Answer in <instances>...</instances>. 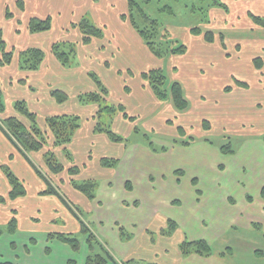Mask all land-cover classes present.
I'll return each mask as SVG.
<instances>
[{
    "label": "rangeland",
    "instance_id": "obj_1",
    "mask_svg": "<svg viewBox=\"0 0 264 264\" xmlns=\"http://www.w3.org/2000/svg\"><path fill=\"white\" fill-rule=\"evenodd\" d=\"M61 1L62 7L54 13L50 30L39 36L41 48L47 51L51 42L55 41L61 43V50L64 52H70L73 48L74 53L69 61L71 69L68 71H72L73 67H92L91 74L105 78L102 58L110 56L111 48L107 46L104 50H98L99 43L95 39L89 45L77 43L80 33L73 25L81 17H85L92 24L105 29L107 39L109 29H117L119 26L116 24L117 20L110 17L119 10H124L123 0H98L95 4L87 0ZM220 1L228 5V12L207 6L213 0H149L145 11L161 24L155 39L156 49L165 54L167 46L176 48L183 44L186 47L185 53L161 58L150 57L127 39V46L130 47L127 48L128 51L114 52L113 59L109 60L110 67H134L136 76L138 67H161L168 86L174 80L181 83L188 102L186 110H175L169 98L160 101L149 94L138 96L135 85L141 80L134 77L126 82L132 90L126 96L121 94L119 82L111 85L113 80H108L106 84H110V91L100 105L122 104L125 111L135 117L128 120L116 116L118 112L114 115L102 112L98 120L124 138L123 143L128 149L136 150V153H132L138 167L142 168L138 176L151 181V188L154 190L149 192V197L144 198L156 201L161 212L160 218L166 215L176 217L180 222L179 231L186 239L195 236L210 243L212 256L202 264H220L215 253L225 246L235 251L231 258L235 264H264V203L261 202L263 198L260 195L264 185V27L252 23L247 16L248 12L264 16V0ZM108 2L113 5L107 7ZM15 8L16 6H6L3 9L0 5V18L3 10L5 14L7 10L16 14L19 8ZM163 8L165 10H161ZM127 12L128 10L125 13ZM132 15L137 22L142 21L135 12ZM205 15L210 20L207 24L203 22L207 20ZM192 26H197L201 32L212 31L213 42H206L203 32L199 35L191 34L189 31ZM220 33L224 35V47L219 39ZM257 57L262 60L261 69H256L253 65V60ZM75 72L78 77L74 87H66L64 74V77L59 75L54 78L50 85V88L65 90L69 96L62 104L63 109L67 107L79 110L74 115L80 117L81 130L79 138H75L68 146L71 158H67L65 152H62V157L56 149L58 147L51 146L53 138L49 131H46L47 145L43 150L52 149L56 152V158L64 165V174L69 173L71 164L78 165L79 170L82 163L86 164V168L77 177V174L73 175L72 179L76 184H82L91 176V180L96 182L95 194L101 202L97 204L99 217L113 213L119 221L117 229L121 240L126 242L132 239L133 247L129 258L134 259L130 264H172L175 240L181 234L172 232L169 236H163L156 230L160 218L148 215L151 212L148 210L149 200H142L139 208L127 202L128 206L125 204L123 210L110 204L115 198L108 196V191L102 187L107 174L105 170H100L98 159L102 156L115 157L117 149L101 140L93 141V136L87 134L88 123L91 120L95 123L97 120L93 118L95 110L87 105L95 103L75 102V97L77 93L97 91V87L87 77L84 78L79 73L80 70ZM233 77L245 81L249 87L235 86ZM226 86H231V90L223 91ZM62 105L49 96L42 97L41 105L36 111L39 126L43 128L41 120L50 116L48 114H60ZM95 106L98 108L97 104ZM14 114L25 124L28 123L17 112ZM4 117L7 116L1 113L0 119ZM204 119L209 122L208 130L201 126ZM179 125L184 129L183 135L177 132ZM0 137L3 138H0V194L7 195V168L25 181L28 191L24 201H5L0 205V262L68 264L73 261L75 264H85L90 253L106 256L107 251L112 256L117 254V249H111V244H106L104 238L105 241L98 238V242L106 251H102L97 242H93V250H90L78 221L61 200L64 206L59 207V216H55L54 221H49L46 215L54 204L33 195L40 188L44 187L46 190V183L1 132ZM184 140L187 142H183ZM78 141L80 142L77 143ZM43 150L37 153L41 154ZM27 156L49 178L59 193L65 194L67 199L62 196L72 210L75 213V210H80L79 218L89 230L92 233L98 232L94 221V215L98 213H93L91 209L94 201L87 204L80 198H84L80 193L71 195L66 191V186L57 180L59 174L48 171L43 155L31 152ZM143 172H146V178H143ZM113 188L119 189L115 183ZM121 193L122 191L115 190L114 196L120 197ZM229 196L232 199L226 202ZM45 197L53 198L55 195ZM123 198L134 201L128 199V195ZM166 199L177 201L166 206L163 201ZM54 200L56 199L53 198ZM37 209L41 212L39 216L36 214ZM17 212L21 229L14 234L8 231V222L13 215L17 219ZM34 212L35 216L31 215ZM30 216L40 219H35L33 229L27 232L32 226ZM248 217L256 220L250 228L241 224L227 228L231 220L237 219L240 220L239 223H243ZM140 218L149 219L147 232L145 230L141 235ZM128 220H137L132 221L136 225L125 223ZM58 233H71L79 242L78 249L75 250L56 238H49V234ZM28 234L33 237V243H29ZM119 248H123L122 243ZM24 249L28 250L29 255L25 254ZM115 258L117 262H121L122 258L116 255ZM107 264L114 263L108 261Z\"/></svg>",
    "mask_w": 264,
    "mask_h": 264
},
{
    "label": "crops",
    "instance_id": "obj_2",
    "mask_svg": "<svg viewBox=\"0 0 264 264\" xmlns=\"http://www.w3.org/2000/svg\"><path fill=\"white\" fill-rule=\"evenodd\" d=\"M23 1V9H19L18 10V6L16 4L17 0H0V5L3 7V9H5V7L7 6L8 8H10V6L14 7L16 6V11L17 13L14 14L13 12L12 15L10 17H7L5 14V10H3V14L1 15L0 18V28L2 27V31H3V36H4V40L6 43V46L8 49H12L13 50V57L12 60L9 64L7 65H0V86H1V90H2V97H3V101H4V112L2 113L4 116H9V115H15L14 112L15 109L13 107V104L15 101L17 100H24L26 105L28 106L29 110H31L32 112L37 111V108L39 105H41V101H42V97L49 96L51 97L57 104H64L68 99L62 103H58L55 98L51 95V90L53 88H50V85L53 81L54 78L59 77V75H65V80H66V87H74L76 85V80L78 77V74L75 72V70H80L79 73L83 74L84 78H88L89 80H92L91 76H90V72L92 67H73L74 69H72V71H68L69 69H71L70 64L68 65H63L58 59L57 57L54 55V53L52 52V45L55 42H51L50 46H49V50L45 51L43 50L41 47L40 42H38L39 40V36L41 34H43L44 32H35V33H31L28 31L27 29V22L28 19L32 16H36L39 18H44L47 16L51 17V21H52V17L54 15V13H57L58 10H60V8L62 7L61 4H63V1L61 0H22ZM74 1V0H73ZM77 1V0H76ZM90 1L91 3L95 4V2H97L98 0H87ZM105 1V0H103ZM108 1H112L113 0H108ZM124 5V10H119L116 14L112 15L110 18L117 20L116 24L119 25L118 28H114V29H109L108 32V37L106 39V35H105V29L103 30V36L101 38H92L88 43H83L81 41L82 38V34L80 33V31L78 30V32L80 33V38L77 41V43L79 42L82 45H89L91 42L94 41V39L97 41V43H99L98 50L99 49H106L107 46L110 47L111 49L109 50L110 52V56L106 57V58H102L103 61V65L105 67H102L103 72L106 74V76H104L105 78H98L101 83L106 87L107 89V93H109L110 91V87L108 84V80L111 82L113 80V84L111 85H116V81L119 82L118 84V88L121 90V94L122 95H130L132 93V90L130 88V86L128 84H126V82L128 83L129 79H133L134 77H139V79L141 80L139 84L135 85V90H138V96H140L141 94H149L150 96H154L153 92L151 91L150 87L148 86L147 82L141 78V74L149 69H152L151 67H149L147 69V67H135L138 69L137 71V76L135 74L134 71V67H110V62L109 60L113 59L114 56V52H120L122 50L128 51L127 45L130 42H134L137 47L140 48L141 51L145 52L148 56H154L152 54V52L150 51V49L148 48V46L144 43L143 39L140 37V35L134 30V28L130 25V22L128 21V19H124L121 16L123 14H126L125 12L128 10V6H127V0H123ZM111 5H113L111 2L107 3V7H110ZM82 18V17H81ZM108 23V22H107ZM103 25H105V22L103 23ZM50 30V29H49ZM190 32V31H189ZM129 41H128V40ZM127 40V42H126ZM28 48H39L43 51L44 53V58L42 60V62L40 63V65L35 69V70H25L23 68H21L20 66V59H19V53L22 50H26ZM126 49V50H125ZM83 69V70H82ZM147 69V70H146ZM84 73H83V72ZM61 76V77H64ZM109 82V83H110ZM94 83V82H93ZM107 83V84H106ZM95 85V83H94ZM92 89V88H91ZM94 89V86H93ZM65 92V90H63ZM184 92V90H183ZM16 94H18L17 96H15ZM81 93H77L76 97H75V102H79L78 96ZM24 95V96H22ZM44 95V96H43ZM184 96H185V92H184ZM107 97V95H106ZM155 97V96H154ZM156 98V97H155ZM87 106H92L91 108H93L96 112V108L97 106H95V104H88ZM96 107V108H95ZM74 111V112H73ZM79 110H72L69 109L67 107H65L63 109V105L60 108V114H68V115H74L75 113H77ZM5 112H7V115H5ZM127 112V111H126ZM60 114H48L50 116L53 115H60ZM94 115V113H92ZM128 115L133 116L131 114H129L127 112ZM37 115V114H36ZM116 116H119L120 118H124L122 113L118 112ZM48 116H45L43 118V120H41V125H42V129H44L45 131H48L46 129V124H45V118ZM135 117V116H133ZM38 123V122H37ZM94 121L91 120L90 123H88V127H87V134L93 136L91 138V140L95 141V140H101L102 142H104V144L107 145H111V146H115L117 151L115 154L116 156L113 158H117L119 161L118 163L114 166V167H104L100 164V159L102 157H106V156H102L101 158L99 157V168H101L100 170H105V174L106 177L104 178V182L102 184V187H104V189L106 191H108V196L110 197H114L115 200L111 201V205H116V207H119L120 210H123L126 205L128 206V203L130 204H134V207L139 208L140 205L142 204L141 201L142 200H149L148 202V210L151 211L148 215H151V217L153 216V218H160V210L157 207L156 201L153 199H146L145 197H149L151 195V193L149 194V192H153V188H151V181L147 180V179H140V177L138 176V174L142 171V168L138 167V164L136 163V159H135V155L132 153V151H134V153H136V150H131L128 149L127 146L122 142H113L111 141L107 135L105 133H100V132H95L94 131ZM39 125V124H38ZM81 130V127L77 129V131L74 133V137L72 138L71 142L67 145V149L68 146H70L75 138H79V132ZM2 134V133H1ZM2 138V137H0ZM97 138V139H96ZM3 139V138H2ZM6 139V138H5ZM90 141V140H89ZM80 141H78L77 143H79ZM88 142V141H87ZM52 144V143H51ZM52 146V145H51ZM45 147V146H44ZM57 151L59 153H61L62 157L64 153L63 151V147H58L56 148ZM45 151V150H43ZM40 152V151H39ZM38 152V153H39ZM35 155H40L42 156L43 153L38 154L37 152H32ZM56 153V152H55ZM20 154V153H19ZM8 156V154H7ZM21 156V155H20ZM12 157V155L10 156V158ZM14 157V156H13ZM22 157V156H21ZM65 157V156H64ZM17 158V157H16ZM15 159V158H13ZM70 163V162H68ZM77 166L76 164H71L69 165V167L71 166ZM79 168V167H78ZM86 168V164L82 163L81 164V169L79 170V173L81 172V170ZM78 174L76 175V177L78 176ZM146 172H143L142 176L143 178H146ZM6 180H7V195L2 194V196L6 197V202H10V201H15L16 200H25L24 198H26L28 191H27V187H26V183L23 179L19 178L22 181V184L25 188V195L23 196H19L16 197L15 199H10L8 197V193L11 189L9 181L7 179V176L5 174ZM71 175H69V173L64 174L62 172L59 173V178L57 179L58 181L62 182L64 186H66V191H69L71 193V195L73 194H77L80 193L83 197H80L82 200H85V202L87 204H92V202L94 201V205L91 206V209H93V213H98L94 216H96L94 218V221L97 223V227H98V232L93 233L94 236L97 238V240H99L98 238L104 240L106 242V244H108L107 242H109L111 244V249H117L116 253V257H120L122 258L121 261H125V260H130L132 261L134 258L130 257L129 255L130 250L133 247V242L132 239L124 242L121 240L119 233H118V229L117 226L119 225V221L117 219H115L116 217L114 216V214L112 213H108L105 217H99V212L97 211V208L99 206H97V204L101 203L100 200L96 197L95 194V198L90 200L88 199L84 194H82L80 191L76 190L72 184H71V180H72ZM92 177L89 176L87 180H91ZM120 179V180H119ZM114 183L118 186L119 189H115L113 188ZM129 183V186L127 185ZM147 186V188H146ZM264 186V185H263ZM115 190L118 191H122L120 197H116L115 195ZM43 191H45V188H40L36 191L33 192L34 196H40V199H44V200H48L49 203L54 204L53 206H51V210L49 211V213L46 215V217H49V221H54V217H58L59 215L57 213L58 209H60V206H64L63 203L60 201V199H58L56 196L53 198H49V197H45V196H54V195H50V194H46ZM138 191H144V192H138ZM120 193V192H119ZM1 195V194H0ZM63 195V194H62ZM127 195L129 196L128 199H133L132 200H126L123 197H127ZM260 195H261V191H260ZM66 199L67 197L65 196V194L63 195ZM262 197V196H261ZM231 197H227L226 202H230L231 201ZM263 201H261L262 203H264V199H262ZM166 202V206L167 204H174L175 201H177V199H166L163 200ZM5 202V203H6ZM128 202V203H127ZM73 203V202H72ZM74 204V203H73ZM126 204V205H125ZM2 205V203L0 204ZM95 206V207H94ZM14 210V209H13ZM76 214L78 216L81 217L80 214V210H75ZM40 209L36 210V214L37 216H39L40 214ZM72 213V212H71ZM18 212L16 214L17 219L15 217V215H13L16 219V231L14 232V234L17 233L18 230H20L21 228H19L20 223H19V216H18ZM35 216V212L34 214H31ZM12 216V217H13ZM30 221L32 223V226H30V229L27 230V232H31V229H33L34 227V223H35V219L39 220L40 218H34L33 216H30ZM152 219V218H150ZM158 219V218H157ZM255 218L251 219V218H245L243 223H239L240 220L237 219H233L231 220V222L229 224H227V228H233L235 227L234 224H236L237 226L239 224L243 225V227L246 228H250L251 225H254L256 220H254ZM78 221V219H76ZM139 221H141V227L140 228V234L147 232V225H148V220L147 219H138ZM167 220H171L175 223L176 225V229L174 230V233H180V237L175 240V247H174V256L173 259L171 261L172 264H202L207 258H209L210 256L204 257L201 255H198L196 253H190L187 255H183L179 249V243L186 239L182 233L179 231V221L178 218L173 217V216H167L166 217H161L160 221L158 222L159 224L157 225V231H160V228L164 227L166 225V221ZM235 220V221H234ZM131 221V222H129ZM132 221H137V220H128L125 223H129L131 225H136V222H132ZM79 223V221H78ZM80 226V225H79ZM160 233V232H159ZM264 234V233H263ZM29 235V243H33V237H31V234ZM50 238V237H49ZM104 238V239H103ZM188 241H197V240H202L201 237H187ZM53 239V238H51ZM153 241V240H152ZM132 242V243H131ZM208 242V241H207ZM121 243L123 244V248L120 249L119 246L121 245ZM209 243V242H208ZM210 244V243H209ZM109 245V244H108ZM211 246V245H210ZM13 247V245H12ZM211 251H212V247H211ZM24 252L26 255H29V252L27 249H24ZM258 253V252H257ZM217 255V260L219 261L220 264H235L232 262L231 258H233V255H235V251L230 248L229 246H225L224 248H221V250L217 251L215 253ZM255 254V251H254ZM114 259L117 261V259ZM212 256V253H211ZM230 258V259H229Z\"/></svg>",
    "mask_w": 264,
    "mask_h": 264
},
{
    "label": "trees",
    "instance_id": "obj_3",
    "mask_svg": "<svg viewBox=\"0 0 264 264\" xmlns=\"http://www.w3.org/2000/svg\"><path fill=\"white\" fill-rule=\"evenodd\" d=\"M248 1V0H246ZM144 4L141 5V3ZM149 0H127L128 12L123 14L121 17L128 19L130 25L134 30L140 35L143 41L146 43L150 51L157 58H161L169 55H181L185 53V45L180 44L176 48L166 49V53L160 52L156 49L157 43L155 39L158 37L159 30L161 28L160 22L151 17L145 10ZM19 9H23V1L17 0L16 2ZM209 7L220 8L225 13L228 12V5L224 1L213 0L212 3L208 4ZM169 8V7H168ZM170 9V8H169ZM161 10H165L164 8ZM207 10V9H206ZM132 12H135L140 16L142 21H136ZM12 14L7 10L6 16L10 17ZM247 16L252 23L258 25L259 27H264V16L248 12ZM207 20L203 21L204 23H209L210 20L208 15H205ZM82 34L81 41L83 43H88L92 38H101L103 36V30L101 27H98L92 24L87 18L82 17L78 23L73 25ZM51 28V17L47 16L44 18H39L32 16L28 19L27 29L31 33L35 32H44ZM203 32V31H202ZM197 26L190 27V33L194 35H199L202 33ZM204 40L208 43H212L214 39V34L212 31L207 30L203 32ZM219 39L222 47H224V35L219 34ZM168 43V42H167ZM61 43L56 42L52 45L51 49L57 59L63 64L68 65L70 57L74 53V49H70V52H64L61 50ZM164 44V43H163ZM13 57V50L8 49L4 40L2 28H0V65H7L11 62ZM44 58V53L39 48H28L22 50L19 53L20 66L25 70H35ZM253 65L256 69H261L262 60L260 57H257L253 60ZM93 82L97 87V91H90L82 93L78 96L80 102L90 103L93 102L98 105L96 114L93 118H96L94 124V131L105 133L107 137L113 142H123L124 138L119 136L116 132L110 129L109 125L102 124L98 119L102 115V112H105L109 115L116 114L117 112L122 113L123 117L132 120L134 117L127 114L125 108L122 104L113 105V106H101L100 103L105 99L107 93L106 87L101 83V81L94 74H90ZM141 78L144 79L154 96L157 100L165 101L170 99L175 110L182 112L187 109L188 102L184 96V92L181 86V83L177 80L171 82L168 86L163 69L152 68L141 74ZM234 80L235 86L239 88H247L249 85L240 79L232 78ZM231 90V86H226L223 88V91L227 92ZM51 95L55 98L58 103H62L68 99L66 92L59 89H52ZM13 107L15 111L21 115L27 124H25L17 115H10L0 119V132L12 143V145L17 149V151L30 163L36 174L43 179L46 183L47 189L43 191L46 194H53L57 196L73 213L76 219L79 221L80 231L83 235L86 236L87 244L90 250H93V242H97L101 247L102 251H106L105 248L98 242L94 234L89 230L85 223L79 218V216L72 210V207L67 203L65 198L59 193V191L51 184L49 178L39 171L36 166L28 158V153L42 151L44 146L47 145L46 131L42 129L37 123V115L35 112L29 110L24 100H17L14 102ZM4 101L2 97V90L0 86V114L4 112ZM78 115H68L60 114L48 116L45 118L46 129L52 134V146L53 147H63V151L66 154L67 158H71V153L67 149V145L71 142L75 131L79 128L80 123ZM203 129L208 130L210 128L209 122L204 119L201 122ZM177 132L180 135L184 134V129L180 125L177 126ZM187 142V141H183ZM45 166L48 168V171L53 174H59L64 170V165L56 158V154L52 149L45 150L43 152ZM117 158L113 157H102L100 159V164L104 167H114L118 163ZM69 175L73 176L79 173V168L75 165L69 167ZM7 179L10 184V191L8 197L10 199H15L16 197L25 195V188L22 184V181L16 177L10 170L5 169ZM72 186L84 194L88 199L92 200L95 198V187L96 182L92 180H86L82 184H76L73 179L71 180ZM129 186V183L127 184ZM261 196L264 199V186L261 189ZM6 197L0 195V204L4 203ZM176 229V225L173 221L167 220L166 225L160 229V234L163 236H169ZM8 231L14 233L16 231V219L11 217L8 222ZM50 238H56L57 240L68 244L73 249L77 250L79 247V242L71 233H58V234H49ZM179 249L183 255L190 253H196L198 255L207 257L210 256L211 246L205 240L197 241H188L186 239L182 240L179 243ZM110 261L114 264H130V260H125L117 262L109 252L106 251V256H102L98 253L88 254L85 264H107ZM0 264H11L9 262H0ZM68 264H75L73 261H69Z\"/></svg>",
    "mask_w": 264,
    "mask_h": 264
}]
</instances>
